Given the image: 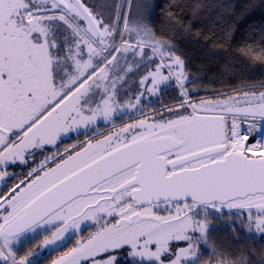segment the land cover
Here are the masks:
<instances>
[{"label": "snow or ice", "instance_id": "6c2138e0", "mask_svg": "<svg viewBox=\"0 0 264 264\" xmlns=\"http://www.w3.org/2000/svg\"><path fill=\"white\" fill-rule=\"evenodd\" d=\"M150 9L0 0V264H264V80L194 102Z\"/></svg>", "mask_w": 264, "mask_h": 264}, {"label": "trees", "instance_id": "16d2710c", "mask_svg": "<svg viewBox=\"0 0 264 264\" xmlns=\"http://www.w3.org/2000/svg\"><path fill=\"white\" fill-rule=\"evenodd\" d=\"M147 3L151 5L150 19L157 31L164 30L166 35L175 36L177 54L185 60L188 76L195 80L187 84L191 99L217 98L215 93L230 91L244 78L264 80V63L249 61L240 55V49L246 44H258L264 36V0H147ZM171 5H179L172 10L183 17L185 25L192 22L193 34L202 32L203 36L193 38V35L169 30L167 9ZM173 90L176 93L174 87ZM229 233L230 229L221 226L213 233L212 240L219 249L239 255L237 242ZM262 245L264 240L257 237L254 248L260 249ZM239 246L252 250L243 241ZM210 251L205 249V260Z\"/></svg>", "mask_w": 264, "mask_h": 264}, {"label": "flooded vegetation", "instance_id": "af4514ba", "mask_svg": "<svg viewBox=\"0 0 264 264\" xmlns=\"http://www.w3.org/2000/svg\"><path fill=\"white\" fill-rule=\"evenodd\" d=\"M168 92V94H164L163 95V97H161L160 99L162 100V102L163 103H167V104H172V103H170V101H173V100H169L168 98H171L172 99V97L174 96V95H177L175 92H174V90H173V88H170V89H168L167 90ZM194 102H199L198 100H196V99H192ZM154 105L156 106V107H159L160 106V104H159V102H157L156 100H155V102H154ZM17 171H19V169H17ZM85 234H86V232H85ZM53 255H55V254H53ZM51 258V257H50ZM121 264H127V260L126 259H124L123 257L121 258Z\"/></svg>", "mask_w": 264, "mask_h": 264}, {"label": "bare ground", "instance_id": "6f19581e", "mask_svg": "<svg viewBox=\"0 0 264 264\" xmlns=\"http://www.w3.org/2000/svg\"><path fill=\"white\" fill-rule=\"evenodd\" d=\"M244 127H245V128L247 127V123H245Z\"/></svg>", "mask_w": 264, "mask_h": 264}, {"label": "rangeland", "instance_id": "374dc122", "mask_svg": "<svg viewBox=\"0 0 264 264\" xmlns=\"http://www.w3.org/2000/svg\"><path fill=\"white\" fill-rule=\"evenodd\" d=\"M155 100H156V99L154 98L153 103L155 102Z\"/></svg>", "mask_w": 264, "mask_h": 264}]
</instances>
